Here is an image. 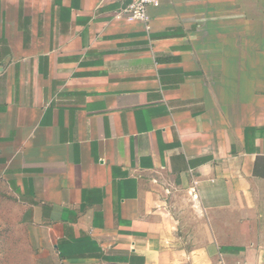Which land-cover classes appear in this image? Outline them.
Returning <instances> with one entry per match:
<instances>
[{"label": "crops", "instance_id": "0c3cea01", "mask_svg": "<svg viewBox=\"0 0 264 264\" xmlns=\"http://www.w3.org/2000/svg\"><path fill=\"white\" fill-rule=\"evenodd\" d=\"M0 0V201L36 264H264V0Z\"/></svg>", "mask_w": 264, "mask_h": 264}, {"label": "rangeland", "instance_id": "374dc122", "mask_svg": "<svg viewBox=\"0 0 264 264\" xmlns=\"http://www.w3.org/2000/svg\"><path fill=\"white\" fill-rule=\"evenodd\" d=\"M0 201V264H36L29 230Z\"/></svg>", "mask_w": 264, "mask_h": 264}, {"label": "built area", "instance_id": "2783aa9c", "mask_svg": "<svg viewBox=\"0 0 264 264\" xmlns=\"http://www.w3.org/2000/svg\"><path fill=\"white\" fill-rule=\"evenodd\" d=\"M158 0H129L118 8L115 18H121L129 22L149 20L148 7L157 5Z\"/></svg>", "mask_w": 264, "mask_h": 264}]
</instances>
